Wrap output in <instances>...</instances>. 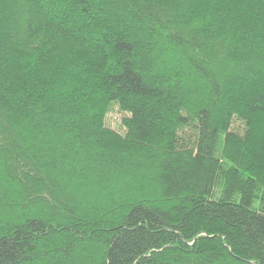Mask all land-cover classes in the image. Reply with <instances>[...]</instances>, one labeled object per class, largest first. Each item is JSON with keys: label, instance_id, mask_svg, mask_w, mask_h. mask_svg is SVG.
Returning a JSON list of instances; mask_svg holds the SVG:
<instances>
[{"label": "trees", "instance_id": "obj_1", "mask_svg": "<svg viewBox=\"0 0 264 264\" xmlns=\"http://www.w3.org/2000/svg\"><path fill=\"white\" fill-rule=\"evenodd\" d=\"M0 264H264V0H0Z\"/></svg>", "mask_w": 264, "mask_h": 264}, {"label": "rangeland", "instance_id": "obj_2", "mask_svg": "<svg viewBox=\"0 0 264 264\" xmlns=\"http://www.w3.org/2000/svg\"><path fill=\"white\" fill-rule=\"evenodd\" d=\"M126 116L127 115L121 112L118 107H114L106 119L107 127L114 129L119 133H123L125 131L123 119L126 118ZM239 126V124L234 126L236 131L240 130V128H238Z\"/></svg>", "mask_w": 264, "mask_h": 264}]
</instances>
